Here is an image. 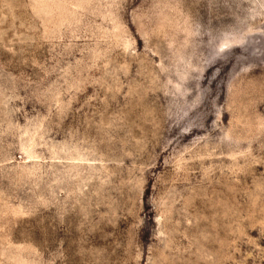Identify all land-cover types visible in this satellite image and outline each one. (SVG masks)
I'll list each match as a JSON object with an SVG mask.
<instances>
[{"label": "rangeland", "instance_id": "374dc122", "mask_svg": "<svg viewBox=\"0 0 264 264\" xmlns=\"http://www.w3.org/2000/svg\"><path fill=\"white\" fill-rule=\"evenodd\" d=\"M0 264H264V0H0Z\"/></svg>", "mask_w": 264, "mask_h": 264}]
</instances>
